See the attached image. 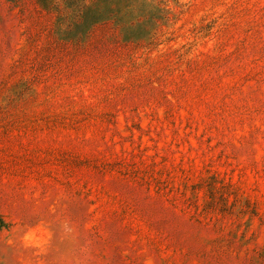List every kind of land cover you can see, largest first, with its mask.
<instances>
[{
    "label": "rangeland",
    "instance_id": "rangeland-1",
    "mask_svg": "<svg viewBox=\"0 0 264 264\" xmlns=\"http://www.w3.org/2000/svg\"><path fill=\"white\" fill-rule=\"evenodd\" d=\"M0 264H264V0H0Z\"/></svg>",
    "mask_w": 264,
    "mask_h": 264
}]
</instances>
